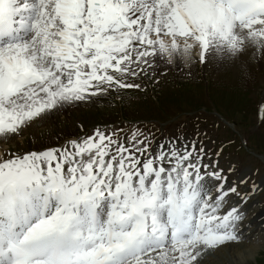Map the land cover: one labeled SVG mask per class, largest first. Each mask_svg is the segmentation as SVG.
<instances>
[{"label":"snow or ice","instance_id":"1","mask_svg":"<svg viewBox=\"0 0 264 264\" xmlns=\"http://www.w3.org/2000/svg\"><path fill=\"white\" fill-rule=\"evenodd\" d=\"M194 48L201 65L264 61V0H0V138L159 84ZM221 150L213 159L199 133L157 140L117 125L5 154L0 264H203L264 232L245 223L250 196L228 183Z\"/></svg>","mask_w":264,"mask_h":264},{"label":"rangeland","instance_id":"2","mask_svg":"<svg viewBox=\"0 0 264 264\" xmlns=\"http://www.w3.org/2000/svg\"><path fill=\"white\" fill-rule=\"evenodd\" d=\"M192 61L190 68L181 64L179 69H169L159 84L138 80L143 91L110 92L38 119L11 141H0V157L44 145L59 146L67 138L105 126L127 130L137 125L151 130L157 140L177 135L194 139L199 133L213 159L222 149L219 167L228 182L238 184L241 195H250L253 183L260 186L250 201L255 203L254 212L264 213V121L257 117L258 106L264 104V61L249 60L245 67L235 69L216 61V69L212 62L203 68L198 59ZM240 180L246 183L239 185ZM239 243L237 254L233 252L243 264H264V232Z\"/></svg>","mask_w":264,"mask_h":264},{"label":"bare ground","instance_id":"3","mask_svg":"<svg viewBox=\"0 0 264 264\" xmlns=\"http://www.w3.org/2000/svg\"><path fill=\"white\" fill-rule=\"evenodd\" d=\"M191 56H192V60H193V58H196L199 61V50H198V48H194L192 50ZM212 63H213V67H214V61ZM188 64H183V65H185V67H188L189 66ZM216 64L217 65H221L222 63L216 61ZM180 65H177L176 67L169 66V69H171V68H174V69L178 68L179 69ZM202 66L204 68L205 65H202ZM236 67H238V66L234 67L232 65V69H235ZM189 68H190V66H189ZM8 140H10V139H8ZM0 141H5V140L0 138ZM228 183L231 184V183H236V182H228ZM259 187L260 186H258L255 191L250 193L249 196L250 197L254 196V194L257 191H259L258 190ZM235 199H236V197H232L231 200L229 201V203L234 202ZM254 206H255V203L253 201H250V199H249L247 204L245 205V223L251 222L253 225H260L261 221H264V213H262L260 211L259 212H254V210H253ZM248 213H250V214L252 213V215L250 217H248V216L246 217V215ZM262 233L263 232H260L259 230H257L256 232H253V233H246L245 237L243 239H241L240 241L252 240L256 236H258V235H260ZM239 242L238 243L229 244V245H225V246L220 247L219 249H217V250H215L213 252H210L208 255H206L204 257L203 264H222L225 260L229 261V264H243V261L241 260V258L238 255H236L237 253L234 251L235 248L240 244ZM233 251L236 254H234ZM222 254H225V255H222Z\"/></svg>","mask_w":264,"mask_h":264}]
</instances>
